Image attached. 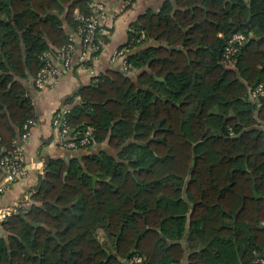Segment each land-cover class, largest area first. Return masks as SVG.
<instances>
[{
	"label": "trees",
	"instance_id": "trees-1",
	"mask_svg": "<svg viewBox=\"0 0 264 264\" xmlns=\"http://www.w3.org/2000/svg\"><path fill=\"white\" fill-rule=\"evenodd\" d=\"M90 1L0 0L7 152L36 119L24 82L70 43L65 23L78 29L75 10L87 15ZM236 33L248 41L229 67ZM124 46L128 70L67 99L72 134L92 126L94 143L75 150L81 159L47 161L24 211L0 223V264H182L185 239L189 264H252L264 254V96L252 98L264 87V0L167 1ZM107 141L117 157L88 151ZM102 229L116 237L112 253Z\"/></svg>",
	"mask_w": 264,
	"mask_h": 264
},
{
	"label": "crops",
	"instance_id": "crops-1",
	"mask_svg": "<svg viewBox=\"0 0 264 264\" xmlns=\"http://www.w3.org/2000/svg\"><path fill=\"white\" fill-rule=\"evenodd\" d=\"M99 1L105 5L106 15L102 29L97 35L96 46L98 45V51L100 47V53L97 56L93 55V57L82 64L78 61L79 57H77L71 70H63L55 80H52L44 88H37L33 79L24 82L33 99L36 111V119L30 129V141L19 140L30 175L24 181L6 185L0 179V185H4V190L0 195V209L14 207L24 197L31 196L49 159H60L70 162L73 158L81 159L86 155V153L81 151H69L62 148L63 140L53 126L55 114L67 104V99L74 97L73 95L80 89L94 86L98 77L111 71H119L121 68L125 69L124 60H116L114 57L116 52L127 44L131 28L137 24L141 16L146 13H159L165 2L174 0H132L130 3H127L126 0ZM246 1L250 5L252 0ZM79 13V9H76L75 19ZM59 16L60 19L65 21V14ZM64 30L68 36L75 38V42L79 46L80 39L77 36V29L75 30L71 25L65 23ZM52 48L55 47L52 46ZM77 56H79V52ZM74 100V102H79L80 98L77 97ZM108 149L111 151H108ZM112 150L107 141L100 145L95 144L88 151H91L93 155L106 153L117 157L119 151ZM98 181L99 179L94 177V187L97 186ZM183 198L186 202H189L187 193H184ZM261 228L264 231V221L261 223ZM189 230L190 225L188 224L187 232ZM3 234L4 231L0 225V236ZM99 237L101 242L105 243L107 250H110L109 252L112 253L116 250H114L116 237L111 236L106 229H102L99 232ZM182 243L187 253V257L182 264H189V254L192 252L189 248L188 239H185Z\"/></svg>",
	"mask_w": 264,
	"mask_h": 264
},
{
	"label": "built area",
	"instance_id": "built-area-1",
	"mask_svg": "<svg viewBox=\"0 0 264 264\" xmlns=\"http://www.w3.org/2000/svg\"><path fill=\"white\" fill-rule=\"evenodd\" d=\"M127 3L132 0H126ZM106 20L105 5L99 0H91L89 3V13L87 15L79 13L76 17L78 22L77 36L80 39V44L77 46L75 38L70 39V43L55 53L48 52L44 55L45 65L37 73L34 78V85L41 89L46 87L52 80H55L61 72L69 71L73 68L74 61L79 57L78 61L82 64L86 60L93 57L98 51L96 46V38L98 32L102 29V24ZM142 38H145L143 34ZM248 38L243 33L234 34L225 48V61L233 66L235 56L240 52L241 48L247 43ZM79 52V56L77 53ZM130 53L129 46L120 48L115 59H125ZM125 70L130 67L127 61L124 60ZM264 96V87L260 85L252 92V98L258 100ZM70 113V107L64 106L54 116L53 126L59 132L62 142V148L75 151L81 147H90L94 143V134L96 129L92 126L86 127L83 131L76 135L72 134L71 127L67 123L66 116ZM33 122L25 125V134L20 138L24 142H29L31 139V126ZM30 175V171L25 164L24 151L19 143H14V149L7 152L5 148L0 146V179L6 184H13L24 181ZM4 185H0V195L4 190ZM29 196L24 197L18 204L11 208L0 209V221H3L9 216L18 214L27 206ZM144 259L140 256H134L130 259L129 264H142ZM252 264H264V254L259 251H254L252 255Z\"/></svg>",
	"mask_w": 264,
	"mask_h": 264
},
{
	"label": "water",
	"instance_id": "water-1",
	"mask_svg": "<svg viewBox=\"0 0 264 264\" xmlns=\"http://www.w3.org/2000/svg\"><path fill=\"white\" fill-rule=\"evenodd\" d=\"M250 34L253 36L252 33H250ZM157 80L160 82H163V81H165V78H158ZM196 157H197L196 154H194V160L196 159ZM193 165H194V162H193ZM95 180H96V178H95ZM254 196L258 199L262 198V196L258 195L256 189L254 190Z\"/></svg>",
	"mask_w": 264,
	"mask_h": 264
},
{
	"label": "rangeland",
	"instance_id": "rangeland-1",
	"mask_svg": "<svg viewBox=\"0 0 264 264\" xmlns=\"http://www.w3.org/2000/svg\"><path fill=\"white\" fill-rule=\"evenodd\" d=\"M231 65H229V67H230ZM108 151H111L110 149H108ZM112 151H115V150H112Z\"/></svg>",
	"mask_w": 264,
	"mask_h": 264
}]
</instances>
